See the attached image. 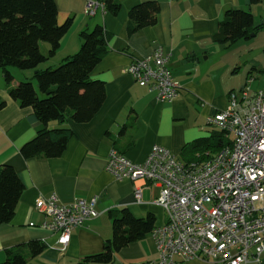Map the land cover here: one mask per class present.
Returning <instances> with one entry per match:
<instances>
[{"label": "crops", "instance_id": "obj_1", "mask_svg": "<svg viewBox=\"0 0 264 264\" xmlns=\"http://www.w3.org/2000/svg\"><path fill=\"white\" fill-rule=\"evenodd\" d=\"M55 1L59 24L72 18L73 27L57 54L38 70L55 67L77 53L82 45L79 34L102 24L110 33V51L91 77L106 84L107 97L89 123L68 120L64 125H49L74 133L60 158L26 160L21 147L44 126L32 109L21 108L9 97L0 71V99L6 102L0 110V166H13L24 184L14 219L0 226V264L6 260L7 250L32 241L44 242L47 249L27 264H77L85 256L102 252L105 243L113 239L111 214L122 209L138 219L153 216L155 228L163 226L167 214L157 203L161 187L143 181L116 180L106 170L111 152L115 149L131 162L142 164L154 146H162L181 158L195 141L217 132L210 130L213 126L208 119L228 105L232 92L239 93L247 86L253 93L264 90V29L230 48L214 42L227 10H249L256 25H260L264 21V0L257 5H251L250 0H122L117 16L102 7L93 16L87 15L88 2L97 0ZM148 1L161 5L157 24L129 35V11ZM157 48L170 55L168 66L182 87L173 103H159L155 92L141 87L127 73L134 60L145 58ZM49 50V45L41 46L43 54ZM10 72L13 86L23 81L21 73ZM28 74L23 75L26 80L35 73ZM137 187H143L140 202L135 197ZM52 195L65 205L97 199L95 210L99 217L75 229L65 248L59 244L60 233L40 227L44 217L35 210L39 198ZM158 259L152 234L116 254L117 264H143ZM184 264L211 263L190 260Z\"/></svg>", "mask_w": 264, "mask_h": 264}, {"label": "built area", "instance_id": "obj_2", "mask_svg": "<svg viewBox=\"0 0 264 264\" xmlns=\"http://www.w3.org/2000/svg\"><path fill=\"white\" fill-rule=\"evenodd\" d=\"M97 1H89L93 16ZM162 48L134 60L127 73L141 87L156 93L159 103H173L181 85L169 68ZM231 142L204 159L185 161L162 146H154L142 164L113 150L106 170L118 181H143L161 187L157 203L167 222L153 232L159 259L143 264H211L264 262V90L247 86L232 92L228 105L208 119ZM143 187L135 188L138 202ZM97 199L60 204L56 195L39 198L35 210L44 217L41 228L60 233L68 246L72 232L99 217ZM35 227V224H31Z\"/></svg>", "mask_w": 264, "mask_h": 264}, {"label": "trees", "instance_id": "obj_3", "mask_svg": "<svg viewBox=\"0 0 264 264\" xmlns=\"http://www.w3.org/2000/svg\"><path fill=\"white\" fill-rule=\"evenodd\" d=\"M261 1L250 0V4L257 5ZM97 2L113 16L119 15L122 8V0ZM160 11L161 5L157 1L133 7L126 22L128 34L134 35L144 28L155 26ZM72 27V18L59 24L55 0H0V71L9 97L21 108L32 109L44 126L35 138L21 147L20 153L26 160L60 158L74 133L68 128H50L49 125H64L68 120L77 124L89 123L106 101V84L91 77L110 51V33L102 24L79 34L82 45L77 53L65 58L57 67L38 70L41 64L57 54ZM263 29L264 24L256 25L251 11L230 9L219 24L214 42L230 48L240 41L249 40ZM42 43L50 46L47 55L41 51ZM10 68L35 70V74L32 79L13 86L14 77ZM5 105L6 102L0 99V110ZM230 143L224 132L217 131L210 138L191 144L181 159H204L207 153H217ZM23 192L24 184L14 167L0 166V226L14 219ZM111 216L113 239L105 243L102 252L85 256L77 264H117V253L143 240L155 229L153 216L138 219L127 209ZM46 249L47 245L41 241L18 245L6 251V260L2 264H27L28 260L40 256Z\"/></svg>", "mask_w": 264, "mask_h": 264}, {"label": "rangeland", "instance_id": "obj_4", "mask_svg": "<svg viewBox=\"0 0 264 264\" xmlns=\"http://www.w3.org/2000/svg\"><path fill=\"white\" fill-rule=\"evenodd\" d=\"M42 45V48H44V47H46L48 44H41ZM43 51H44V49H43ZM58 66V64L55 66V67H57ZM12 71H17L18 73H21L22 75L20 76V78H21V80H23V81H26V76L28 77L30 74H28V73H35V71H33V70H27V71H20L19 69H16V68H10ZM33 71V72H32ZM0 74H1V72H0ZM23 75H26V76H23ZM33 76V75H32ZM21 80H19V81H21ZM34 83H35V81H34ZM36 84V83H35ZM37 85V84H36ZM210 130H213V131H219L217 128H215V127H210ZM181 159V158H180Z\"/></svg>", "mask_w": 264, "mask_h": 264}, {"label": "water", "instance_id": "obj_5", "mask_svg": "<svg viewBox=\"0 0 264 264\" xmlns=\"http://www.w3.org/2000/svg\"><path fill=\"white\" fill-rule=\"evenodd\" d=\"M260 24H264V21H262ZM255 35H253L252 37H254Z\"/></svg>", "mask_w": 264, "mask_h": 264}]
</instances>
